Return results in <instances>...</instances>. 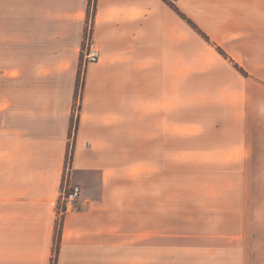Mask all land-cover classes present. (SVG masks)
Listing matches in <instances>:
<instances>
[{
  "label": "crops",
  "instance_id": "crops-1",
  "mask_svg": "<svg viewBox=\"0 0 264 264\" xmlns=\"http://www.w3.org/2000/svg\"><path fill=\"white\" fill-rule=\"evenodd\" d=\"M89 19L100 58L73 118ZM253 117L264 0H0V264H264V205H244L264 198ZM73 119L81 192L59 224ZM165 152L213 172L165 177ZM214 168L242 205H165L167 184L218 182Z\"/></svg>",
  "mask_w": 264,
  "mask_h": 264
},
{
  "label": "rangeland",
  "instance_id": "rangeland-1",
  "mask_svg": "<svg viewBox=\"0 0 264 264\" xmlns=\"http://www.w3.org/2000/svg\"><path fill=\"white\" fill-rule=\"evenodd\" d=\"M94 14V8L92 9ZM92 13L89 12V15ZM91 22V25H93V22L91 19L88 20ZM87 22V23H89ZM88 25V24H87ZM93 27V26H92ZM86 29V28H85ZM95 40V39H94ZM96 42V41H95ZM97 44V43H96ZM98 46V44H97ZM99 47V46H98ZM87 67V66H86ZM85 67V68H86ZM84 67H82V60L80 57V63H79V75L76 83V89H75V102L73 107V118H77L79 105H80V98L82 93V86H83V72L85 70ZM256 110V109H255ZM253 111V110H251ZM263 125V126H262ZM246 127H248V135L247 139L248 142L253 150L254 156L252 158V163L249 165V171L251 174H253V180L255 183H253L252 188L256 190L258 186L264 185V123L260 119L258 120L256 117H253L248 120V123L246 124ZM76 130L75 120L73 119V124L70 130L69 135V144L67 149V157H66V163H65V170H64V181L67 179L69 181L70 176V162H71V151L72 147L71 144L73 143V136ZM168 153V161L165 166V177H171L173 175H176L179 173V171H187L184 173V175L187 176L190 175L189 171L194 170L195 173H198L199 176L202 178V180H206L205 178H210L212 174V167L209 166H203L201 168H193L188 167L185 165H174L172 162L175 158L171 157L173 155V152H165ZM209 155H205L204 157H208ZM198 158H202L201 156ZM196 160V159H194ZM193 161V160H192ZM181 164L183 162L181 161ZM217 169V170H216ZM221 169L224 168H214V173L218 176L219 181L211 182H204V183H198V184H167V190L165 191V205H242V201L240 199L235 200H229L226 198L225 190V172H222ZM216 171V172H215ZM187 173V174H186ZM183 175V176H184ZM219 176H222L219 178ZM192 177V176H191ZM208 180V179H207ZM70 183V182H69ZM71 184V183H70ZM73 185V184H71ZM183 185V186H182ZM65 186V183H64ZM63 186V188H64ZM77 186V185H76ZM173 187H178L179 190H173ZM182 187H185V189H182ZM191 187V188H189ZM212 187H214V190L216 189V193L212 191ZM62 189V188H61ZM211 190V191H210ZM234 190L238 191V182L237 180L234 181ZM63 189L59 193L58 197V216H59V209H60V195L62 193ZM81 192V190H80ZM247 204L244 205H264V198L258 199L257 197L246 200ZM78 203V202H77ZM62 218V217H61ZM61 218H58V223L60 224Z\"/></svg>",
  "mask_w": 264,
  "mask_h": 264
},
{
  "label": "built area",
  "instance_id": "built-area-1",
  "mask_svg": "<svg viewBox=\"0 0 264 264\" xmlns=\"http://www.w3.org/2000/svg\"><path fill=\"white\" fill-rule=\"evenodd\" d=\"M100 58V50L97 46L93 33L91 22L88 23L82 42L81 60L82 67H86L90 64L96 63ZM80 196V187L71 185L69 181L65 180V186L60 195V209L59 217L63 218L66 214L77 210V202ZM61 218V219H62Z\"/></svg>",
  "mask_w": 264,
  "mask_h": 264
},
{
  "label": "trees",
  "instance_id": "trees-1",
  "mask_svg": "<svg viewBox=\"0 0 264 264\" xmlns=\"http://www.w3.org/2000/svg\"><path fill=\"white\" fill-rule=\"evenodd\" d=\"M180 15H181V14H180ZM181 16H182V15H181ZM182 17H183V19H185L184 16H182ZM185 20H186V19H185ZM187 22H188L190 25H192L191 22H190L189 20H187ZM197 32L203 36V38L205 39V41H207L209 44H212L211 41H210L206 36H204L200 31L197 30ZM213 46L216 48V50L219 52V54H221V55L224 56V57H227V55L223 52V50H222L221 48L217 47V46L214 45V44H213ZM235 68H237L242 74H244V72H243L241 69H239L238 66L235 65ZM59 240H60V237H59V235H58V237H57V241H56V250H55L56 253H57V250H58Z\"/></svg>",
  "mask_w": 264,
  "mask_h": 264
}]
</instances>
